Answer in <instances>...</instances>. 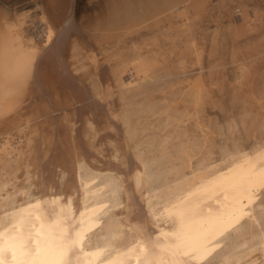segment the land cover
I'll return each mask as SVG.
<instances>
[{
  "label": "bare ground",
  "instance_id": "1",
  "mask_svg": "<svg viewBox=\"0 0 264 264\" xmlns=\"http://www.w3.org/2000/svg\"><path fill=\"white\" fill-rule=\"evenodd\" d=\"M98 4L88 3L86 9ZM76 5L77 0H69L59 31L44 33L48 48L43 56L18 29L0 33V119L13 117L19 106L26 105L31 87L40 93L45 107L39 102V113L26 121L28 144L33 146L26 153L36 159L40 176L47 173L37 194L26 193L17 204H7V199L0 203V260L3 264H202L242 221L255 220L254 203L264 189V148L241 153L222 167L198 163L190 176L177 169L169 177L171 171L137 158L128 140L138 138L142 111H154L155 106L131 113L116 103L120 93L145 73V61L138 51L132 67L117 66L102 79L93 71L91 86L75 76L64 49L73 32L86 34L76 19ZM101 17L107 39L122 41L131 31L140 35L143 0H105ZM102 68L104 74L103 64ZM47 69L73 99L74 118L67 123L62 114L66 116L70 108L59 109L43 83L41 73ZM128 72L130 81L125 79ZM109 140L126 148V168L113 160L119 150L110 152ZM96 148L104 157L98 169L90 166V159L97 158L92 151ZM181 150L187 158L181 163L190 164L189 143ZM59 167L62 178L67 175L61 184L53 179ZM153 184L159 191L153 192ZM61 185L67 190H60ZM122 186L130 215L127 225L110 212L120 204ZM108 192L111 197L105 195ZM154 199L161 201L162 215L170 225L157 228L148 220Z\"/></svg>",
  "mask_w": 264,
  "mask_h": 264
},
{
  "label": "rangeland",
  "instance_id": "2",
  "mask_svg": "<svg viewBox=\"0 0 264 264\" xmlns=\"http://www.w3.org/2000/svg\"><path fill=\"white\" fill-rule=\"evenodd\" d=\"M88 3L99 4L87 10ZM68 6L69 0H0V33L18 29L23 40L35 44L43 56L48 48L43 35L62 28ZM104 7L105 0H77L76 19L86 34H71L64 59L75 76L91 86L93 71L98 77L108 76L117 66L132 67L134 54H142L145 73L120 93L116 103L118 109L131 113L142 106H155L154 111L140 112L138 138L128 140L137 158L153 162L166 173L171 171L169 177L177 169L190 176L198 163L222 167L241 153L264 148V0H143L140 35L131 31L122 41L107 39L99 24ZM49 70L41 73L43 83L59 109L70 108L66 116L62 114L67 123L74 118L73 99ZM28 92L26 105L19 106L16 115L0 119L1 204L7 200V204H17L30 192L37 194L47 174L40 176L36 159L26 153L33 147L28 144L26 121L39 113V102L45 107L37 90L31 87ZM186 143L190 164L183 163L187 158L181 153ZM108 149L119 150L112 159L126 168V148L109 140ZM16 151L21 154L15 155ZM92 151L98 159L91 158L90 166L101 168L104 157L97 148ZM59 168L53 179L65 183L67 175L62 178ZM65 187L61 185L60 190ZM151 188L156 189L154 193L159 191L157 184ZM119 193L120 204L110 212L127 225L130 215L123 186ZM105 195L111 197L110 192ZM253 214L254 221H242L202 264H264V189L257 194ZM148 220L157 228L170 225L162 215L160 200L154 199Z\"/></svg>",
  "mask_w": 264,
  "mask_h": 264
},
{
  "label": "snow or ice",
  "instance_id": "3",
  "mask_svg": "<svg viewBox=\"0 0 264 264\" xmlns=\"http://www.w3.org/2000/svg\"><path fill=\"white\" fill-rule=\"evenodd\" d=\"M0 264H3L2 260H0Z\"/></svg>",
  "mask_w": 264,
  "mask_h": 264
}]
</instances>
